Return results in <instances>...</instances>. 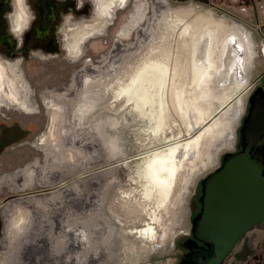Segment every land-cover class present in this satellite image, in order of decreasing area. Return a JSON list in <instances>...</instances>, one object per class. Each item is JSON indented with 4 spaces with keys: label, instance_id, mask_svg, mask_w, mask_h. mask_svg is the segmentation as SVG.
<instances>
[{
    "label": "rangeland",
    "instance_id": "rangeland-1",
    "mask_svg": "<svg viewBox=\"0 0 264 264\" xmlns=\"http://www.w3.org/2000/svg\"><path fill=\"white\" fill-rule=\"evenodd\" d=\"M87 5L83 18L72 24L63 19L57 27L72 66L58 83L31 89L21 62L8 61L17 75L10 92L33 103L38 115L0 110L10 111L0 117V264L43 256L47 264H264V222L224 258L203 237L207 221L202 225L212 180L244 159L264 177V0H131L111 23L96 21ZM129 11L133 18L120 20ZM190 24L194 31L208 24L222 29L200 86L193 71L209 53L205 39L193 37L197 32L183 35ZM92 26L103 35L91 37L81 57L71 59L70 36ZM252 44L255 60L239 50L249 56ZM155 61L169 69L163 115L156 103L140 113L117 96ZM238 100L245 105L242 120ZM235 137L236 147L226 150ZM190 140L198 145L185 156ZM173 144L180 146V167L171 188L160 189L148 164L157 154L172 155ZM251 170L241 167L234 175ZM240 219L239 226L233 220L235 234L247 220ZM150 227L153 234L145 232ZM31 237L37 242L30 246ZM19 248L26 253L22 263L14 253Z\"/></svg>",
    "mask_w": 264,
    "mask_h": 264
},
{
    "label": "bare ground",
    "instance_id": "bare-ground-1",
    "mask_svg": "<svg viewBox=\"0 0 264 264\" xmlns=\"http://www.w3.org/2000/svg\"><path fill=\"white\" fill-rule=\"evenodd\" d=\"M89 1L93 5V8H94V19H96V21L101 22V23H104V22L111 23L115 19V15L117 16L118 12L124 11L129 6L131 0H89ZM24 3H25V1L23 0L22 4H17V0H14V12L10 16V22H11V26H12V32L15 35V37L16 36L20 37L21 35L23 36V33L26 32L27 28L30 25L31 18L25 9ZM132 18H133L132 17V11L131 12L129 11V13L127 15H125V16H123V18H121V20L122 21H129ZM138 19H139L138 22H141V20L143 18L139 17ZM208 25L209 26L203 27L199 31H194V27H193L194 25L193 24L192 25L191 24L186 25L183 29V35H187L189 32L192 31V32H197V33L193 34V37L204 38L205 39L204 42L206 44V48H207L208 53H209L207 62L205 64H203L200 68L199 67L194 68V71H193L194 75H195L194 80L196 81L197 86H200L202 81L205 80L206 74L208 73L207 72L208 71L207 66H208V64L212 63V55H214L213 53H215L217 51L216 48L219 47L218 43L220 44V41L222 39L220 37L221 31H222L220 26L211 25V24H208ZM135 26H136V23L134 24L133 29L135 28ZM133 29H132V31H133ZM103 31H101L100 28L94 27V26H92L90 28L84 27V28L76 29L73 32V34L70 36V39L67 43V52L71 53V55H72L71 59L75 60V59L80 58L82 55L80 52L82 43L85 44L91 37L102 36ZM227 40H225V41L222 40L223 41L222 46L226 47V43L228 42ZM242 42L240 44L244 45L243 43H245V42H243V43ZM251 49H252V53L250 51L249 56H247L245 54V50H243V51L241 49H239V50L241 51L242 55L245 56V58L248 57L249 59L253 60V57H254L253 44H252ZM249 50H250V47H249ZM245 63H246V61H245ZM142 67H141L142 68L141 72H138L136 75H134L131 78L130 83L125 84V85L121 86L120 88H118L117 96L119 98L120 97L125 98L126 101H128V102H133L135 104L134 106H136L138 108V110L141 109V110H139L140 113H141V111L143 112V110H145V107H149L148 109H150L156 103L157 104L156 107L158 108L160 115H163V111H164L163 106L165 104H164V97L162 96L161 92H162V89L167 82L166 79L168 77V72H169L168 66L163 64V63L158 64L155 61L154 63H150V62L146 63ZM247 67H249V66H247ZM14 69H15V65H12L8 61L5 62V61H2L0 59V110L5 107L6 109H15L16 111L22 112L24 114H29V115L37 114V110L35 109V105L29 101L30 99H27L29 102H26L25 101L26 99H24V100H22L21 98L18 99L17 95L15 97L14 94H12V91L10 92V88L11 89L14 88L15 76H17L14 72ZM97 72H99V71L97 70ZM153 86L155 88V93H152V87ZM66 92H62L61 94H58V95H63ZM10 101H12V103ZM179 103L181 105V103H182L181 99L179 100ZM182 107H186L188 109L193 108L192 105L186 106L185 103L182 105ZM236 108H237V111H239L238 115H240L241 109H242V101L241 100L237 101ZM182 110H185V109H182ZM200 113L201 112H199L198 115L193 116V118H192L193 124L196 122L197 117L200 115ZM190 127H191V123H190ZM197 145H198L197 141H194V140L191 141L190 140L189 143L186 144L182 148L184 155L187 156L190 151H192L196 148ZM229 147H231V146H226L225 149L228 150ZM169 148H170L169 150L171 151L172 155L167 156L166 154H162V153L157 154L154 157V159L151 160V162L148 164L149 165L148 166L149 175H150L149 178H153L154 185H156V186L161 185L160 189L162 187H166V185H167L168 189L171 188L172 181L175 177V174H177L179 167H180L179 164L181 163V160L179 161L176 157V153L180 149L179 144H173V145H171V147L169 146ZM239 161H241V160H239ZM253 163H254L253 160L244 159V162L242 163L244 165H241V167L250 166V167H252V170L249 171L250 173L246 171L244 173L238 174L237 176L234 175L233 178H246V180L240 181L237 184L234 183L232 185V188L230 189V194L232 192L234 193V195L232 196V199L234 200L235 207H236L234 212H236V210L241 211V212H239L241 214L238 218H236V216H235V218H236L235 222L239 226L241 221H243L240 218L247 219V220H245L246 223L239 228L240 231L242 229H246V232L249 229H251L252 227H254L255 225H257L261 222H264V219L263 220L259 219L260 217H262V215L264 213V200L261 198H258V193H257L258 190H262L261 183H263L264 180L262 178H264V177L262 176L260 170H258L256 166L254 167ZM215 166H216V164H213L211 167H215ZM230 166L231 165H229V167ZM235 167L233 166V168H235ZM238 169H239V167L235 168V170H237V172H238ZM237 172L235 171L233 174H236ZM224 173L219 175L217 178H220V176L225 175ZM217 184H218V181H215L213 188H211L213 193L216 192ZM167 188H165V189H167ZM166 193H168V192H166ZM263 193H262V195H264ZM165 198H166V196H165ZM214 199H215V197H214ZM252 212H258L259 213L258 215H256L257 218H255V219L249 218V217H251ZM236 214H237V212H236ZM27 224H28V222H27ZM28 225H31V224H28ZM207 225H209L208 221L206 222V224H204V226L207 227ZM152 231H154V230H152V227L147 228L145 230V232L153 234ZM203 232H204L203 237L206 238L207 240H209L208 239L209 234L206 233L205 231H203ZM246 232L242 233V231H241V233H242L241 235H244V233H246ZM27 234H28V232H27ZM32 237H34V236L32 235ZM31 242L27 245L31 246V244H34L37 241L32 238ZM14 253H16L17 259L18 258L21 259L19 263H22L24 255L26 254V253H24V250L19 248ZM12 258H15V257H12ZM41 259H42V257L38 258V260L34 261V263L33 262L31 263V261L27 262V263L28 264H36V263L40 264ZM9 260H10V258H9ZM42 260H44V256H43ZM14 261H15V263L18 262L16 260H14ZM25 261L26 260H24L23 262H25ZM10 262H13V261H10ZM12 264H14V263H12ZM42 264H47V261L44 260L42 262Z\"/></svg>",
    "mask_w": 264,
    "mask_h": 264
},
{
    "label": "flooded vegetation",
    "instance_id": "flooded-vegetation-1",
    "mask_svg": "<svg viewBox=\"0 0 264 264\" xmlns=\"http://www.w3.org/2000/svg\"><path fill=\"white\" fill-rule=\"evenodd\" d=\"M24 1L25 9L30 16L31 21L26 32L23 33V36L21 35L20 37H15L12 32V26L10 22V16L14 12V0H0V59L5 62L20 61L21 68L24 71L25 78H27L26 80L31 89L36 83H44L43 85L48 88V86L52 85V83H58L65 76L66 70L72 67L70 66L71 62L68 60L64 49L63 39L59 37L61 33L57 27L63 19H65V21H69L72 24L78 19L83 18L81 13L83 11L87 12V2L90 4V1ZM83 7L85 8L83 9ZM130 7H132V4L127 9ZM68 13L70 14L69 17H65V15ZM84 15V17L87 16L86 14ZM89 46H87V48ZM256 53L257 52L254 51L253 60H255ZM40 56L46 57L47 60H42ZM33 93L34 91L32 90V94L30 95L32 100L35 97ZM243 103L244 101L242 102V111L239 120H242L244 115L245 105ZM38 109L40 113V106H38ZM6 112L10 111L4 110L3 113H0L1 119L2 117L6 118ZM13 112L18 113L21 116L29 115L17 111ZM237 140L238 139L235 137L234 143L232 144L230 150L236 147ZM251 244L252 243L250 239L245 244L244 253L246 255L249 253Z\"/></svg>",
    "mask_w": 264,
    "mask_h": 264
},
{
    "label": "water",
    "instance_id": "water-1",
    "mask_svg": "<svg viewBox=\"0 0 264 264\" xmlns=\"http://www.w3.org/2000/svg\"><path fill=\"white\" fill-rule=\"evenodd\" d=\"M86 48L87 45L82 43V53H84ZM238 167L240 168L241 166ZM235 168L231 169L233 170L232 172H230L231 170L226 171L224 173L226 176L222 175L225 178H215L211 181L210 185L207 188L206 216L204 221L202 222L203 225L206 221H208L209 225H207V231H204L209 234L208 239L214 246L217 254L223 258L234 248L236 243L243 236L241 234L243 232H246V229H242V233H234L235 226L233 220L240 216L241 213L239 212L241 211L236 210L238 215L236 214V212H234L236 207L234 200L232 201V196H230V189L232 188V185L234 183L237 184L240 181L246 180V178H228L234 177L233 173L236 171ZM215 181H218V184L216 186V192L213 193L211 188H213ZM261 187L262 190H258L257 192L258 198L264 200V195H262V193L264 192V181L263 183H261ZM259 219H264V213Z\"/></svg>",
    "mask_w": 264,
    "mask_h": 264
},
{
    "label": "clouds",
    "instance_id": "clouds-1",
    "mask_svg": "<svg viewBox=\"0 0 264 264\" xmlns=\"http://www.w3.org/2000/svg\"><path fill=\"white\" fill-rule=\"evenodd\" d=\"M23 0H17V4H22Z\"/></svg>",
    "mask_w": 264,
    "mask_h": 264
}]
</instances>
